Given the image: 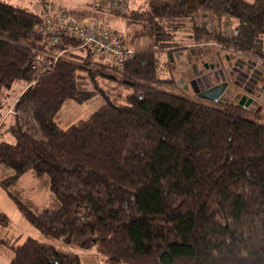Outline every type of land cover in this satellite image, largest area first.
<instances>
[{
	"label": "trees",
	"instance_id": "1",
	"mask_svg": "<svg viewBox=\"0 0 264 264\" xmlns=\"http://www.w3.org/2000/svg\"><path fill=\"white\" fill-rule=\"evenodd\" d=\"M39 1L0 0V165L12 171L0 188L23 218L93 251L99 264H264V115L238 104L237 93L203 103L191 91L189 99L175 77L183 51L190 80L205 71L208 61L196 64L212 45L238 55L232 62L264 58V0L97 8L150 38L120 71L68 34L47 47L40 25L50 2ZM62 48L34 73V57ZM101 92L106 100L88 117L64 115ZM24 174L48 197L24 191ZM7 225L0 213L7 264H81L79 253L31 237L17 244Z\"/></svg>",
	"mask_w": 264,
	"mask_h": 264
},
{
	"label": "rangeland",
	"instance_id": "2",
	"mask_svg": "<svg viewBox=\"0 0 264 264\" xmlns=\"http://www.w3.org/2000/svg\"><path fill=\"white\" fill-rule=\"evenodd\" d=\"M11 2H19V3H25L29 5L31 2H41L39 0H10ZM50 2V5L53 4L54 6H61L63 7L70 15L76 17L77 19H81L87 15H96L99 19L107 22L111 26L115 28H121L125 30L126 36L128 41L131 43V46L133 49H140L145 46H148L150 43V38L148 37L146 31L140 26V25H130L127 26V24L124 22V19L120 15H116V13L110 14V13H102L97 14L95 13V7L92 6V0H47ZM141 0H137V2H140ZM145 1L142 3V5H147L149 1L151 0H142ZM154 3L162 2L164 0H152ZM252 1V0H249ZM44 5H42L43 7ZM38 7V5H37ZM85 10V11H84ZM83 11V12H82ZM211 24V23H210ZM229 26L226 27V30L230 29V27H233L236 24V19L234 17L230 18V22L228 23ZM179 36V35H178ZM177 37V36H176ZM188 41L187 39L184 40V42ZM190 44V43H189ZM211 50L208 53H205L203 55H200V58H198L197 61V70H201L203 59L205 61L210 62L211 58H214L215 60H218L219 64L225 63L228 67L230 66V63L232 62L233 58L238 57L236 55H232L231 52L225 51L224 49L220 47L211 46ZM209 51V50H208ZM80 53V51H78ZM187 52V51H186ZM185 51L176 54L177 57V65L178 69L175 72V77L179 81V83L182 85L184 96L187 98H193L192 95L189 93L192 91V84L190 80L191 74V64L189 63L188 58L185 56ZM214 54V57L211 55ZM93 57H98L94 56ZM189 57V56H188ZM35 58V57H34ZM33 58V59H34ZM102 59V58H98ZM227 59V60H226ZM207 64V63H206ZM262 67V65H261ZM203 71V70H201ZM258 85V83H257ZM261 87V86H260ZM260 87L253 85L254 98H257L259 101V104L262 106L261 113L263 114L264 111V94L262 93ZM22 84H16L13 86L11 91L13 93L19 92L21 90ZM229 88L236 92L237 94L241 93V89L239 85H232L230 84ZM105 89V88H103ZM256 89V91H255ZM11 95V94H10ZM11 98V96H9ZM106 100L103 93H99L97 98L94 100V102L89 104H69L67 108L64 110V115L70 116L71 118L78 119V118H85L91 115L95 109L104 101ZM72 119V120H74ZM260 122H263V118L260 119ZM12 171L5 167L4 165H0V179L7 177L10 175ZM20 185L24 188V191H27L32 195L33 198H37L40 200H43L48 197V191L46 189L39 190L36 186V180L34 176L31 174H24L20 177L19 180ZM0 213H4L8 218V225L7 229L12 230L14 238L16 236H20L17 244L21 243L22 240L25 237H31L34 239H37L38 241L50 244L55 246L56 248L71 251L74 253H80V261L81 264H95L99 263L101 257L94 253L93 251H86L81 248H78L76 246H73L71 244H68L64 240L60 238H53L50 236H46L40 232H38L35 228H33L21 215L19 210L15 207L13 202L7 197L5 192L0 188ZM83 252V253H81ZM84 254V255H82ZM82 255V256H81ZM8 263V257L0 250V264H7Z\"/></svg>",
	"mask_w": 264,
	"mask_h": 264
},
{
	"label": "built area",
	"instance_id": "3",
	"mask_svg": "<svg viewBox=\"0 0 264 264\" xmlns=\"http://www.w3.org/2000/svg\"><path fill=\"white\" fill-rule=\"evenodd\" d=\"M128 0H92L95 9H114L124 11ZM43 20L40 31L44 36L47 47L62 42V35L68 34L78 39L80 45L86 47L91 54L109 59L117 70H122L124 61L130 58L134 49L128 41L125 30L115 28L95 15H87L81 19L70 15L63 7L45 5L43 7ZM65 49L56 52H45L52 57H35L30 67L34 73L39 74L50 68V65L63 56ZM8 112H13L10 108Z\"/></svg>",
	"mask_w": 264,
	"mask_h": 264
},
{
	"label": "flooded vegetation",
	"instance_id": "4",
	"mask_svg": "<svg viewBox=\"0 0 264 264\" xmlns=\"http://www.w3.org/2000/svg\"><path fill=\"white\" fill-rule=\"evenodd\" d=\"M204 69L205 71L200 72L199 75L194 78H200L201 81L196 80L194 84L191 83L193 88L192 94L194 95L196 101L203 103L211 102L210 100L199 97L198 94L203 92L205 89L226 82L227 85L219 99L222 97L224 92H231V95L236 93L229 88L230 84L233 86L239 85L241 93L237 100L238 104L243 105L245 108H252L254 112L264 115V111L263 114L261 113L262 106L259 104V101L257 98L252 96L254 94L253 85L258 87L261 86V81L259 79L264 76V58H258L255 61H251L249 58L247 61H244L240 60L239 57L235 60V62H231L229 67L225 63L220 65L218 60L211 58L208 64H204ZM252 74H254V76H252ZM260 89L264 94V82ZM248 99H251V101L246 104Z\"/></svg>",
	"mask_w": 264,
	"mask_h": 264
},
{
	"label": "water",
	"instance_id": "5",
	"mask_svg": "<svg viewBox=\"0 0 264 264\" xmlns=\"http://www.w3.org/2000/svg\"><path fill=\"white\" fill-rule=\"evenodd\" d=\"M196 80L201 81L200 78H197V79L191 80V83L194 84ZM226 85H227V83L223 82V83H220L218 85L212 86L208 89H205L203 92L199 93L198 96L203 98V99L210 100L212 102H217L219 100V97L223 93ZM250 101H251V99H248L246 104H248Z\"/></svg>",
	"mask_w": 264,
	"mask_h": 264
},
{
	"label": "crops",
	"instance_id": "6",
	"mask_svg": "<svg viewBox=\"0 0 264 264\" xmlns=\"http://www.w3.org/2000/svg\"><path fill=\"white\" fill-rule=\"evenodd\" d=\"M85 11V10H84ZM83 12V11H82ZM3 252V251H2ZM89 252V251H88ZM81 253H83V252H81ZM82 255H84V254H82ZM81 255V256H82ZM79 256H80V253H79ZM85 256V255H84ZM100 262V261H99ZM80 263H81V261H80ZM95 264H99V263H95Z\"/></svg>",
	"mask_w": 264,
	"mask_h": 264
}]
</instances>
